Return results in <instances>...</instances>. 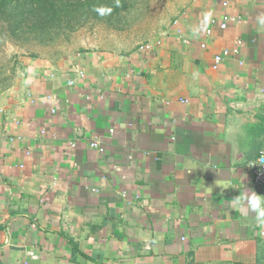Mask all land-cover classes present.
<instances>
[{"label":"crops","instance_id":"1","mask_svg":"<svg viewBox=\"0 0 264 264\" xmlns=\"http://www.w3.org/2000/svg\"><path fill=\"white\" fill-rule=\"evenodd\" d=\"M261 18L191 0L145 46L23 57L0 93V264H264L231 203L264 196Z\"/></svg>","mask_w":264,"mask_h":264},{"label":"rangeland","instance_id":"2","mask_svg":"<svg viewBox=\"0 0 264 264\" xmlns=\"http://www.w3.org/2000/svg\"><path fill=\"white\" fill-rule=\"evenodd\" d=\"M126 1L120 14L96 18L77 15L71 25L56 27L55 40L48 44L36 42L31 34L27 39L5 41L0 45V88L14 83L23 57L42 50L60 55L90 48L125 52L145 46L158 39L191 0Z\"/></svg>","mask_w":264,"mask_h":264},{"label":"trees","instance_id":"3","mask_svg":"<svg viewBox=\"0 0 264 264\" xmlns=\"http://www.w3.org/2000/svg\"><path fill=\"white\" fill-rule=\"evenodd\" d=\"M126 0H0V45L29 38L48 44L56 27L69 26L77 15L96 18L120 14ZM78 17V16H77ZM112 19V17H110ZM31 36V37H32ZM2 82H6L3 79ZM4 84L0 92L8 89Z\"/></svg>","mask_w":264,"mask_h":264},{"label":"clouds","instance_id":"4","mask_svg":"<svg viewBox=\"0 0 264 264\" xmlns=\"http://www.w3.org/2000/svg\"><path fill=\"white\" fill-rule=\"evenodd\" d=\"M210 15L211 14L209 13L205 16V22H207ZM260 23L264 24V18H261ZM231 203L238 210L251 213L252 219L257 224L264 226V196L258 195L256 192L249 190L233 198Z\"/></svg>","mask_w":264,"mask_h":264},{"label":"built area","instance_id":"5","mask_svg":"<svg viewBox=\"0 0 264 264\" xmlns=\"http://www.w3.org/2000/svg\"><path fill=\"white\" fill-rule=\"evenodd\" d=\"M224 6L227 5V3H222ZM226 19V18H225ZM222 26L224 27L225 24L223 23ZM207 33H210V30L208 29L206 31ZM148 48V46H146ZM201 47H204V45H201ZM238 51L236 48H233L232 50L224 49L221 54L216 55L214 57V63L213 68L216 69L218 65L221 63L223 57L229 56L231 54H236ZM80 76H82V73H80ZM69 85H71V82H68ZM111 132V130H110ZM92 146H97V143L95 141L92 142ZM250 168L252 170L253 175V181L255 185H257L264 194V149H261L259 152L257 158L250 163ZM30 256H33L34 254L32 252L29 253Z\"/></svg>","mask_w":264,"mask_h":264}]
</instances>
